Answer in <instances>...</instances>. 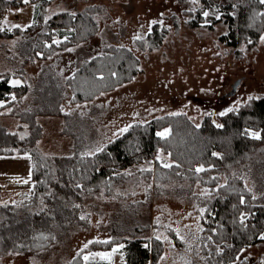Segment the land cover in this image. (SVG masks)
<instances>
[{
    "label": "rangeland",
    "instance_id": "374dc122",
    "mask_svg": "<svg viewBox=\"0 0 264 264\" xmlns=\"http://www.w3.org/2000/svg\"><path fill=\"white\" fill-rule=\"evenodd\" d=\"M25 2L6 8L3 19L6 27H23L32 21L34 6L28 0ZM195 4L196 0L51 1L46 17L95 5L98 31L85 42L33 60L27 57L35 30L21 37L0 38V72L18 71L28 85L21 101L0 108V125L19 140L33 138L32 145L46 156H71L77 152L93 153L135 122L164 113L184 112L199 125L206 114L215 118L249 97L263 95L264 34L255 48L247 50L240 46L241 51L237 53L218 40L225 31L224 26L216 24L209 29L184 23L191 17L186 11L192 10ZM174 16L181 18L177 32L172 27ZM154 25L166 27L168 32L158 48L143 51L135 40L144 38ZM107 46L133 50L140 59L142 71L131 81L92 100L70 103L67 100L70 91L63 88L65 77ZM57 105L59 113L43 112ZM18 147L19 143L13 149ZM155 158L169 163L162 153ZM24 159L27 161L0 155V187L9 196L3 195L0 200L15 197L11 186L17 181L29 189L31 163L28 157ZM146 164L151 165L152 160ZM126 171L131 174L130 179L116 185L109 194L100 191L81 201L80 221L68 233L56 234L45 248L2 254L0 264H67L91 242L136 236L149 240L157 237L163 241L164 249L156 264L205 261L200 251L205 238L200 217L205 207L197 199L185 201L171 193L176 184L186 183H157L154 171L151 175H140L141 165ZM234 177L241 178L253 196L264 203V189L259 185L254 167L234 166L220 174L219 183ZM192 188L201 200L209 193L208 187L200 184L192 186L191 191ZM21 197L23 194L19 191L16 198ZM145 224L149 228L136 231L137 225ZM262 236L261 241L241 251L238 264L242 258L245 264L259 260L264 253V233ZM121 246L88 251L84 254V264H124Z\"/></svg>",
    "mask_w": 264,
    "mask_h": 264
},
{
    "label": "trees",
    "instance_id": "16d2710c",
    "mask_svg": "<svg viewBox=\"0 0 264 264\" xmlns=\"http://www.w3.org/2000/svg\"><path fill=\"white\" fill-rule=\"evenodd\" d=\"M25 1L0 0V10L21 6ZM28 1L34 6L32 21L23 27L9 28L0 20V38L21 37L35 30V37L29 42L30 60L44 59L78 45L98 31L95 5L46 17L47 5L53 0ZM186 12L191 15L184 21L189 27L224 26L218 40L237 53L240 46L247 50L255 48L264 34V0H196L193 9ZM172 20L177 32L181 18L174 16ZM167 32L168 28L154 25L135 44L143 51H152L161 45ZM141 71L140 59L133 50L107 46L66 76L63 88L70 91V103L89 101L131 81ZM15 75L20 73L0 72V108L19 102L28 91L26 82L8 83ZM43 112L59 113L60 109L57 105ZM164 128L168 132L162 137L158 133ZM32 140H19L0 125V155L24 153L31 162L28 196L0 202V255L49 246L56 234L68 233L80 221V203L85 197L100 191L109 194L116 185L130 179L126 169L134 165L142 166L140 175L154 171L157 183L188 184L190 187L178 183L170 191L181 200L197 199L205 207L200 217L205 235L200 251L205 261L194 264H238L241 251L263 239L264 203L253 196L239 177L222 184L219 181L224 171L248 165L254 167L264 189V94L249 97L215 118L206 114L199 125L184 112L164 113L132 123L93 153L49 157L33 146ZM18 143L20 147L14 150ZM159 153L166 155L169 163L155 158ZM148 160H152L151 165L146 164ZM195 184L208 187L206 198L201 200L193 188L191 191ZM156 190L159 192L158 187ZM145 228H149L148 224L135 229L141 232ZM117 244H122L124 264H156L164 249L163 241L157 237L114 238L91 242L67 264H84L86 252L108 250ZM239 264H245L243 258ZM255 264H264V253Z\"/></svg>",
    "mask_w": 264,
    "mask_h": 264
},
{
    "label": "crops",
    "instance_id": "0c3cea01",
    "mask_svg": "<svg viewBox=\"0 0 264 264\" xmlns=\"http://www.w3.org/2000/svg\"><path fill=\"white\" fill-rule=\"evenodd\" d=\"M33 4V3H32ZM68 76V75H67ZM24 81H23V77H22V75L20 74V75H15V76H12L10 79H9V81H8V83L10 84V85H20V84H22ZM21 101V100H20ZM3 102H0V105L2 104ZM14 135V134H13ZM40 150V149H39ZM10 156H14V157H17V158H19V157H22L23 158V161H27L26 159H24V158H26V157H28L27 156V154H24V153H19V154H14V155H10ZM29 158V157H28ZM30 160V159H29ZM31 163V162H30ZM15 179V178H14ZM18 178H16V180H17ZM11 189L13 190V192H14V194H13V196H15V197H12V196H10V199H4V200H0V202H10V201H14V200H16V199H18V198H16V195H18L19 194V191H20V193H22L23 194V197H21V198H26L27 196H28V194H29V189H30V187H29V189H28V187L24 184V183H21L20 181H17L16 182V184L15 185H12L11 186ZM2 191H3V188L2 187H0V198L4 195V197H6L7 196V193H2ZM7 197H9V196H7ZM30 252V251H29Z\"/></svg>",
    "mask_w": 264,
    "mask_h": 264
},
{
    "label": "snow or ice",
    "instance_id": "6c2138e0",
    "mask_svg": "<svg viewBox=\"0 0 264 264\" xmlns=\"http://www.w3.org/2000/svg\"><path fill=\"white\" fill-rule=\"evenodd\" d=\"M205 15H207V13H205ZM221 114L223 115V113H221ZM167 132H168V130L166 129L164 132L158 133V135L163 137V136L167 135ZM166 166H169V165H166ZM85 247H87V245H85ZM97 255H106V254H97ZM85 260H87V257H85Z\"/></svg>",
    "mask_w": 264,
    "mask_h": 264
},
{
    "label": "built area",
    "instance_id": "2783aa9c",
    "mask_svg": "<svg viewBox=\"0 0 264 264\" xmlns=\"http://www.w3.org/2000/svg\"><path fill=\"white\" fill-rule=\"evenodd\" d=\"M6 8H3L2 10H0V20H3L6 16Z\"/></svg>",
    "mask_w": 264,
    "mask_h": 264
},
{
    "label": "water",
    "instance_id": "95a60500",
    "mask_svg": "<svg viewBox=\"0 0 264 264\" xmlns=\"http://www.w3.org/2000/svg\"><path fill=\"white\" fill-rule=\"evenodd\" d=\"M237 83V82H236Z\"/></svg>",
    "mask_w": 264,
    "mask_h": 264
}]
</instances>
